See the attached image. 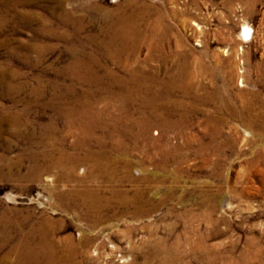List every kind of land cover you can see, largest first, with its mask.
<instances>
[{
    "label": "rangeland",
    "instance_id": "1",
    "mask_svg": "<svg viewBox=\"0 0 264 264\" xmlns=\"http://www.w3.org/2000/svg\"><path fill=\"white\" fill-rule=\"evenodd\" d=\"M48 229L83 264H264V0H0V258Z\"/></svg>",
    "mask_w": 264,
    "mask_h": 264
},
{
    "label": "bare ground",
    "instance_id": "2",
    "mask_svg": "<svg viewBox=\"0 0 264 264\" xmlns=\"http://www.w3.org/2000/svg\"><path fill=\"white\" fill-rule=\"evenodd\" d=\"M243 27H244L243 34L242 33L240 34V38L244 39V41H249L251 38V33H250L251 29L248 25H243ZM118 29L121 32L123 31L124 37L122 36L121 32H119L120 34L119 33H117V34L120 35L123 38V41H125L128 44V45H126V44H124V45L130 46V47H133V46L136 47L137 41L139 39L138 37L141 34H143V32L139 31V29L137 27V23L134 20V17H131V18L128 17V18L123 19L119 23ZM158 39H160V38H158ZM121 40L122 39H120L119 41L121 42ZM135 40H137V41H135ZM113 42H115V39H113ZM113 47H115V46H113ZM122 49H123V47H122ZM78 74H79V72H78ZM43 170L45 171L46 168L43 167ZM80 194H81L80 196L78 194V197H77L78 202H76V204L80 207L81 206L85 207L88 210V212L94 213L97 216H100L102 207H104L107 203L110 202L109 198H106L105 196H103L102 194H100L98 191H95V190H92V191L86 190V192H84V193L82 192ZM225 204L228 205L227 202H225ZM88 216H90V215H88ZM90 217L92 218V216H90ZM92 219H89V221H91L93 224L95 222H97V220H92ZM5 233L8 234L7 231ZM7 234L4 235V237H3L2 246L6 243V241L8 239ZM50 234H53V232L50 229L44 230L41 233V237H40L41 241L40 242L42 243L43 248L39 253H36L33 251L28 239H26L23 243L20 242L22 244H20L18 246H14V245L10 246L9 250H10L11 254H13L15 256L14 257L15 262L13 264H83L82 262H84V260H86L87 257L89 258V256L85 253L86 255L84 256L82 261H78V262L76 261V258L78 255L77 252H78V249H80V245L82 243H84L87 246L90 242H92L96 239V237L93 236V234H91L87 238L82 237V238L78 239V241L75 242L72 239V237L69 236V237H66V239H64L65 241H63V242L61 241L60 245L57 246L53 242H51V239L49 238ZM59 248H60V252L58 254L57 252H58ZM166 250H168V248ZM6 251H7V249H6ZM148 252H149V255L152 259H158V258L163 256V254L165 253V250L160 249L159 247H157V248L155 247L153 249L148 248ZM92 255L99 256V252H93ZM107 255L109 256V254H107ZM0 259H1L0 264H6V260H7L6 255H3ZM168 259H172V258H168ZM174 259H175V257H174ZM11 261H13V260H11ZM172 263H173L172 260L167 261V264H172ZM152 264H164V263H163V261L162 262L159 261L158 263L154 262Z\"/></svg>",
    "mask_w": 264,
    "mask_h": 264
}]
</instances>
